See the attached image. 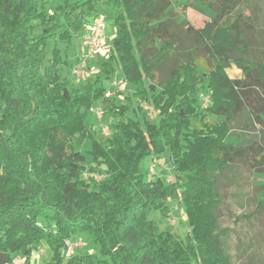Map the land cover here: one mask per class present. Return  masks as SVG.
Returning a JSON list of instances; mask_svg holds the SVG:
<instances>
[{
  "label": "trees",
  "instance_id": "16d2710c",
  "mask_svg": "<svg viewBox=\"0 0 264 264\" xmlns=\"http://www.w3.org/2000/svg\"><path fill=\"white\" fill-rule=\"evenodd\" d=\"M99 1L118 9L115 32L78 88L61 74L60 46L82 36ZM243 4L184 0L206 18L194 27L172 0H0V264L16 253L28 262L38 244L51 253L41 264H231L219 178L237 165L264 174V48L254 52ZM116 72L132 88L123 100L106 93ZM98 102L108 135L86 124ZM142 102L154 120L139 118ZM87 140L89 166L78 150ZM146 158L174 180L146 179ZM173 205L185 237L160 227ZM82 235L97 252L65 256Z\"/></svg>",
  "mask_w": 264,
  "mask_h": 264
},
{
  "label": "rangeland",
  "instance_id": "374dc122",
  "mask_svg": "<svg viewBox=\"0 0 264 264\" xmlns=\"http://www.w3.org/2000/svg\"><path fill=\"white\" fill-rule=\"evenodd\" d=\"M183 1L172 0L179 19L185 18L194 27H201L206 18L193 7L184 9L181 6ZM58 2H61V0H51V5H55ZM243 7L245 13H251L253 16V48L256 49L254 52L257 53L264 48V0H244ZM117 12V8L109 7L104 1H99L96 4V17L90 19L88 23V25L98 21L104 23L107 48L115 32L113 21ZM81 44L82 38L81 36H77L73 38L70 46H60L62 55L66 52L67 56V64L63 65L61 74L78 88H83L85 82L93 77L97 71L98 64L107 56L108 52L107 50L104 53L83 57ZM52 46L53 43L49 42L46 47L48 53L51 51ZM75 70L79 71V74ZM227 72L230 77L241 75L239 69L233 64ZM110 80V83L106 84L108 90L114 92L117 88H120L119 92L122 100L132 91L129 84L121 82V74L119 72L114 73ZM114 83H116L115 87L113 86ZM204 97L207 98L206 96ZM141 106L143 111L139 118L145 117V119L154 120L147 110V104L142 102ZM98 109H101L100 102L94 104L89 110L86 124L92 125V129L95 130L97 135H100L101 133L103 134L102 128L104 125L108 124V117L103 113L100 119H96L93 115V110ZM245 119L246 113L243 112L238 117V124L241 125ZM227 140L235 141L233 137H228ZM78 150L85 157L84 164L86 166L91 165L92 162L89 155L90 141H85ZM150 163L151 159L146 158L140 164L141 172H143L146 179L150 178V174L147 172ZM154 175H160L165 178L166 182L174 180L173 171H169L167 168L159 167ZM97 176L100 177L98 174ZM263 183L264 174L253 172L251 168L239 165L234 166L233 171L219 178L218 193L220 203L217 206L216 213L220 226L228 229L222 240L227 253L230 255L231 264H264V202L258 203L259 199H264V195L260 193L259 188ZM171 208V213L167 219L160 222V227L170 228L180 237L187 236L189 234V227L185 221L182 209L178 205H173ZM149 218L159 221V213L152 212L149 214ZM65 244L68 248L67 252L65 251V256L96 253L98 248L85 235L77 236ZM50 256V251L43 244H38L33 246L28 262H25L20 253H16L12 256V263L10 264H41L43 261L48 260Z\"/></svg>",
  "mask_w": 264,
  "mask_h": 264
},
{
  "label": "built area",
  "instance_id": "2783aa9c",
  "mask_svg": "<svg viewBox=\"0 0 264 264\" xmlns=\"http://www.w3.org/2000/svg\"><path fill=\"white\" fill-rule=\"evenodd\" d=\"M105 25L102 21L94 22L91 25H86L83 33H82V44L81 48L83 50V57L93 56L97 53H104L108 50L106 46V36L104 34ZM82 55V54H81ZM76 73L79 74V71L75 70ZM116 86V83L113 84ZM120 88H117L114 92H110L109 90L106 92L107 96H112L116 92H119ZM203 99H206L203 97ZM103 114L102 108L99 110H93V115L96 119H100ZM103 135L109 134L108 125H104L102 128ZM159 167L167 168L169 170V166H167L163 161H151L150 166L148 167V172L152 175L156 174V170ZM96 179H99L97 175H94Z\"/></svg>",
  "mask_w": 264,
  "mask_h": 264
}]
</instances>
